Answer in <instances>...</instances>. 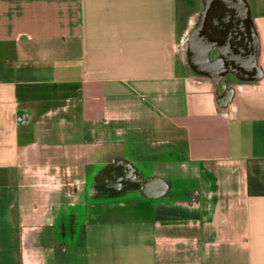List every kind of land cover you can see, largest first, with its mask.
<instances>
[{
    "label": "crops",
    "instance_id": "obj_1",
    "mask_svg": "<svg viewBox=\"0 0 264 264\" xmlns=\"http://www.w3.org/2000/svg\"><path fill=\"white\" fill-rule=\"evenodd\" d=\"M242 1L262 78L229 98L190 58L202 0H0V263L264 264V0ZM98 122L125 138L150 124L155 152L208 170V216L109 220L118 236L56 253L49 196Z\"/></svg>",
    "mask_w": 264,
    "mask_h": 264
},
{
    "label": "flooded vegetation",
    "instance_id": "obj_2",
    "mask_svg": "<svg viewBox=\"0 0 264 264\" xmlns=\"http://www.w3.org/2000/svg\"><path fill=\"white\" fill-rule=\"evenodd\" d=\"M226 10L223 0L215 1L200 33L230 41V49L221 52L225 53L226 63L217 66L235 74L226 71L229 93L235 83L255 75L245 67L249 66L247 60L257 33L248 12H238L233 7L228 27L208 32L213 20L224 17ZM236 58L245 67L235 64ZM137 147L121 135L100 141L81 164L82 170L75 169L76 178L68 176V185L49 196L48 220L55 224L49 232L55 236L56 253L74 255L76 247L109 220L181 222L200 221L208 216L217 195L214 179L206 176L208 170L172 151L147 153Z\"/></svg>",
    "mask_w": 264,
    "mask_h": 264
},
{
    "label": "water",
    "instance_id": "obj_3",
    "mask_svg": "<svg viewBox=\"0 0 264 264\" xmlns=\"http://www.w3.org/2000/svg\"><path fill=\"white\" fill-rule=\"evenodd\" d=\"M217 0H202V9L197 13L196 19L197 22L194 24V27L190 33L189 39L191 43L189 44L190 49V58L192 57V65L194 68H200V73L208 75L209 78H212L214 84L222 86L226 91L227 79L225 78L227 72H231L232 75H235L233 71H227L226 69L221 71L219 67L226 63L225 53H221L223 50L230 49V41H218L217 39L211 38L206 33H200L206 24V18L210 8L213 3ZM223 4L227 6L226 14L224 17H216L213 20L212 27L208 28L207 31L210 32L212 30H221L228 27V22L231 17V8L233 7L238 12L247 11L249 16L250 12L248 9V5L244 4L242 0H223ZM251 18V16H250ZM252 20V19H251ZM252 45V44H251ZM214 54V55H213ZM259 56V38L256 34L254 39L252 49H250V53L248 56L247 62L249 66L245 67L243 63H240L236 58L235 64L239 62L242 66H244L248 71L255 72V75L249 79L248 81H257L262 77V69L258 63ZM219 63V67L218 66ZM230 64V63H229ZM227 71V72H226ZM231 92L228 93L227 97H231ZM228 98V99H229Z\"/></svg>",
    "mask_w": 264,
    "mask_h": 264
},
{
    "label": "rangeland",
    "instance_id": "obj_4",
    "mask_svg": "<svg viewBox=\"0 0 264 264\" xmlns=\"http://www.w3.org/2000/svg\"><path fill=\"white\" fill-rule=\"evenodd\" d=\"M94 127H95V132H94L93 136H91L92 139L89 142H87L88 143L87 147H86V145H83L82 147H80V152H81L80 155H82V156L80 157L78 162H80V161L81 162L80 163H76L75 165L74 164L69 165L70 167H73V165H74V168L76 170H79V171L82 170V166L83 165H81V164L86 162L87 157H88V155H89V153L91 151V149H90L91 147H93V148L97 147L98 143H100V141H102V140L120 136V134H117L116 136H110L109 137V135L113 134V131H107L106 129H104L105 126L103 128L101 122L96 123V125ZM150 128H151L150 124L147 125V126H142V130L141 129L140 130L142 131V134L146 135V136H143V135L137 136L136 137V138H138L137 140H136V138L128 137L131 141H133L134 143L137 144V146H138L137 149L139 151L143 150L144 152L147 151V153H149L150 151L153 152V153L155 152L154 151L155 147L157 146V142L159 143V141H156V139L149 137L150 135L147 134L148 132H145V130L150 131L151 130ZM145 137L148 138V139H146ZM160 140H162V139H160ZM161 143H163V142H161ZM166 144L167 143H164L162 145H166ZM178 144L180 146H183L184 143H183V141H180V143L178 142ZM169 145L170 144H167L168 147L167 148L165 147L166 151L168 150V148H170ZM175 146H177V145L175 144ZM63 167L65 168V165ZM75 169L72 170L73 173H71V175H70L71 177L69 176V179L70 178H76L75 177ZM41 170H43V166H41ZM65 170H66V168H65ZM131 222L132 223L130 225H128V228L123 233L129 239L139 238L140 234H138L139 229L136 227L137 225H135L136 222L135 221L133 222V220ZM106 225H107V227L101 226L97 231L92 232L88 236L86 241H91L92 244L93 243L95 244V242H93V241H96L97 239H99V237H101V239H100V242H101L102 237H107L109 235V232H110V235H112V233H114L115 236L119 235V233L111 231L113 225H112V227H109V224H106ZM117 226H118V224L115 223V227H117ZM106 230H109V232L106 231ZM123 233H121L120 235H122ZM83 244L84 243H82V245ZM82 253H84V250L80 251V254H82ZM0 264H12V263L10 262V258H7V259L4 258L3 261ZM78 264H84V263L80 260Z\"/></svg>",
    "mask_w": 264,
    "mask_h": 264
}]
</instances>
